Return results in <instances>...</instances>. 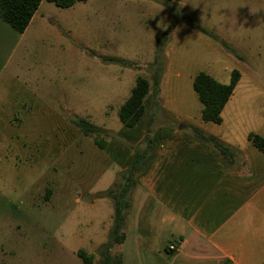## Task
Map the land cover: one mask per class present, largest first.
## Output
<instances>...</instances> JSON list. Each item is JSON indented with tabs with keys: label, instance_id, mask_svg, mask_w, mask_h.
<instances>
[{
	"label": "rangeland",
	"instance_id": "1",
	"mask_svg": "<svg viewBox=\"0 0 264 264\" xmlns=\"http://www.w3.org/2000/svg\"><path fill=\"white\" fill-rule=\"evenodd\" d=\"M194 3L197 9L186 11L179 0H88L70 16V37L34 48L35 68L31 77L24 73L37 78V95L9 116L6 101L0 104V264H85L80 249L93 255L92 264H104L114 203L96 194L120 181L124 154L101 151L71 119L84 118L107 130L99 138L132 149L138 131L124 127L118 111L140 75L151 79L157 40L172 23L166 52L170 47L187 97L196 95L190 79L199 72L229 83L237 69L264 87V0ZM233 40L244 42L242 55ZM242 108L248 126H257L264 103L251 98ZM110 254L118 256L114 246Z\"/></svg>",
	"mask_w": 264,
	"mask_h": 264
},
{
	"label": "crops",
	"instance_id": "2",
	"mask_svg": "<svg viewBox=\"0 0 264 264\" xmlns=\"http://www.w3.org/2000/svg\"><path fill=\"white\" fill-rule=\"evenodd\" d=\"M195 1L179 4L187 11L197 9ZM87 2L60 8L43 0L23 33L0 17V104L6 101L8 116L27 110L28 96L37 95V78H29L36 65L31 61L34 48L70 37V16ZM243 44L231 43L239 53ZM169 48L159 94L150 91L145 115L132 127L138 131L135 146L149 127L155 158L136 177L125 239L114 246L115 254L121 264H264V152L249 140L251 133L264 137V111L253 127L242 108L251 98L264 103L262 80L244 78L238 70L241 77L222 111V122H206L197 94H184L181 74L168 59ZM197 74L190 79L192 86ZM210 138L228 147L233 158L223 156ZM100 150L122 152V171L133 155V148L120 143L107 142ZM170 244L176 250H170Z\"/></svg>",
	"mask_w": 264,
	"mask_h": 264
},
{
	"label": "trees",
	"instance_id": "3",
	"mask_svg": "<svg viewBox=\"0 0 264 264\" xmlns=\"http://www.w3.org/2000/svg\"><path fill=\"white\" fill-rule=\"evenodd\" d=\"M43 0H0V17L10 24L20 33L25 32L29 26L35 12ZM60 8H70L78 2L86 0H48ZM169 1V0H168ZM176 1V0H175ZM176 6V5H175ZM175 23V22H174ZM172 23L157 40L154 61L150 65L151 79L139 76L136 79L135 86L132 88L130 97L121 105L118 116L121 123L128 127H134L145 115V99L153 90L157 97L160 90V84L165 72L167 58L166 46L170 40V35L175 24ZM184 23L203 33L210 34L208 30L201 27L189 18L184 19ZM106 62L131 66L132 63L116 57L104 58ZM241 74L238 70H233L229 83H222L210 74L199 72L193 80V89L196 92L199 101L202 104V119L206 122L219 124L222 122V111L231 98L234 89L239 82ZM71 122L85 135L94 137V143L100 149L107 145L105 139L99 138L100 133L107 132L106 129L96 126L84 118H72ZM212 141L215 147L223 156L231 160L232 151L223 144ZM249 140L261 152H264V137L251 133ZM133 155L129 166L120 173V181L114 182V185L104 191L96 194L97 198H110L114 203V225L111 232V241L105 245L102 254L105 256L104 264H121L119 256H112L110 251L113 246L120 244L125 239L124 227L126 216L131 207L130 193L135 185L136 177L142 173L148 164L155 158L152 151V140L149 134V127L143 141L138 145H133ZM50 192V191H48ZM48 196V194H47ZM77 255L85 264H92L93 255H88L84 250H79Z\"/></svg>",
	"mask_w": 264,
	"mask_h": 264
},
{
	"label": "built area",
	"instance_id": "4",
	"mask_svg": "<svg viewBox=\"0 0 264 264\" xmlns=\"http://www.w3.org/2000/svg\"><path fill=\"white\" fill-rule=\"evenodd\" d=\"M176 248H177V247H175L174 244H170V245H169V249H170V250H176Z\"/></svg>",
	"mask_w": 264,
	"mask_h": 264
}]
</instances>
